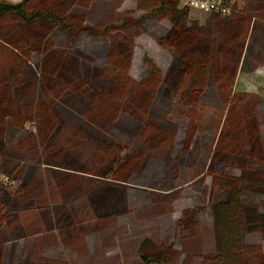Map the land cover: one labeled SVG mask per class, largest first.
<instances>
[{
    "label": "rangeland",
    "instance_id": "rangeland-1",
    "mask_svg": "<svg viewBox=\"0 0 264 264\" xmlns=\"http://www.w3.org/2000/svg\"><path fill=\"white\" fill-rule=\"evenodd\" d=\"M110 1L108 11L98 6L68 10L69 27L54 25L40 40L30 41V31L14 16L0 17V94L16 97L29 84L14 105L26 113L0 121V264H142L143 243L154 248L149 257L156 250L168 255L166 264H202V256L216 251L212 175L238 176L242 164L253 161L250 147L257 146H250L245 134L253 128V116L264 151V49L256 48L262 62L249 55L233 80L232 93L250 96L251 102L223 106L217 74L210 73L191 92L183 79L172 108L159 111L156 99L144 103L146 96L156 98L157 90L146 93L143 103L139 94L128 99L136 87L125 86L118 62L126 64L131 84L147 78L146 58L164 75L175 57L155 36L170 25L152 21L151 35L142 27L150 12L139 11L136 0ZM246 3H238L237 12ZM211 15L188 9L189 21L200 26ZM120 18L132 24L124 29L131 38L128 47L117 41L120 31L115 30L123 24H112ZM84 26L103 33L86 34ZM55 51L80 72V92L66 84H75V75L63 82L57 71L61 66L47 62ZM99 100L105 114L98 115ZM40 105L48 108L43 114L37 111ZM166 126L175 127V137ZM151 133H162L155 146L145 141ZM216 151L226 159L217 154L214 160ZM107 189L108 200L115 199L121 209L96 212L93 196ZM241 202L264 214V196L244 193ZM185 213L189 218L183 223ZM245 241L264 252L260 233Z\"/></svg>",
    "mask_w": 264,
    "mask_h": 264
},
{
    "label": "trees",
    "instance_id": "trees-1",
    "mask_svg": "<svg viewBox=\"0 0 264 264\" xmlns=\"http://www.w3.org/2000/svg\"><path fill=\"white\" fill-rule=\"evenodd\" d=\"M245 1L248 2L246 3L248 9L245 6L244 10L237 12L238 3L245 4ZM136 3L139 11L150 12L149 19L144 25L142 23V27L151 35H154V24L152 21L154 23H169L170 28L168 30H164L163 27L159 28L155 37L159 38V43L163 47L172 52L175 61L167 72L162 75L157 66L146 58L145 64L150 70L149 74L146 79L138 84L136 83V85L131 84L127 78L128 70L126 69V64L119 61V68L117 67V72H120L119 77L122 78L125 86L128 84V89L131 88V85L136 87V90L130 89L133 94H129L128 99H133L131 96L135 97L139 94L140 101L143 103V97L146 96V93L157 90L156 98L146 96L145 105L147 104L146 102L152 103L156 99L155 105L162 108L159 111L164 108L169 111L183 86L188 88L189 92L196 90L202 86L206 77L212 73L213 76L217 74V92H219V100L223 106L231 103L246 104L252 101L250 96L233 94L232 85L236 73L249 61V55L254 56L259 61L261 60L256 48H259V51L264 49V0H237L235 12L224 19L217 15H211L202 26L195 21H189L188 9L180 8L179 0H136ZM97 6L108 11L112 7V2L110 0L107 2L102 0H22L15 6L0 3V17L5 15L14 16L24 24L21 26L30 31L31 35L28 37L30 41L40 40L50 33L49 31L54 25H60L64 28L69 27V18L68 16L65 17L68 10L71 11L72 8L87 10L92 9V7L97 8ZM124 21L123 18H120L118 22L112 24H123V26L115 30L116 32L120 31V38H117V41L124 47H128V44H131V38L126 35L124 29L132 24L125 25ZM82 30L86 34L93 36L103 33H96L98 30H94L90 26H84ZM17 41H26V39L18 38ZM46 60L50 66H61L57 71L63 82L70 79L71 74L75 75L77 82L75 84L66 82V84L75 85L77 91L80 92L81 79L83 78L79 71L75 72L76 69L68 66L69 64L64 60L61 51H55ZM183 79L187 80V84H182ZM28 86L29 84L22 86L16 97L9 95V97H6L0 94V121L6 117L16 115L19 118L26 113L21 109V106L14 105L17 101L23 99L24 88ZM138 86L142 88L141 91L143 92L138 91ZM154 86L157 89H153ZM117 93L126 95L125 90H120ZM171 99L173 100L171 101ZM14 100L16 101L15 103ZM96 103L102 105L100 100ZM40 106L37 111L42 114L48 110V108ZM91 106L94 110L93 112H98V115L101 113L105 114L104 110L102 111L104 105L97 109L92 102ZM184 107H187V105L185 104ZM95 108L98 110L97 112ZM233 109L235 107L232 106L230 110ZM111 111H113V106ZM149 113L150 109L146 108L145 114L148 115ZM154 118L162 121V116L155 115ZM253 119V128H248L245 131L250 146L254 142L257 146V148L250 147L253 161L244 162L240 167L238 176L223 175L216 177L212 175V184L214 185L213 187L217 188V197L216 201H213L211 197L209 202L216 240V251L212 255L202 256V264H264V252H262L261 248L256 245H248L245 241L246 236L253 233H260L262 241H264V214L260 213L257 208L243 207L241 202L244 193L264 196V154L262 155L263 157L256 155V153H264V151L260 142L261 136L256 124L254 125V122H256L254 116ZM132 120L135 124L137 123L134 119ZM167 122L170 121L168 120ZM158 128L162 129V126L159 125ZM174 128L172 126H166L165 128L172 134V137H175ZM162 133H151V137L145 140L146 144L151 143V145L155 146L154 144L162 136ZM161 142L163 141L160 140L159 144ZM1 147H3V144L0 137V149ZM217 154L218 157H225L224 160L226 159L223 152L216 151L213 156L214 160H216L215 156ZM169 158L171 162L172 156ZM211 167V165L205 166L209 173H212L210 171ZM205 168L203 167V169ZM108 192H111V190L107 189L105 192L94 194L96 212L102 213L105 207L110 209L113 206L121 209L118 206L120 204H114L115 199L113 201L108 200L106 195ZM122 197V202L125 205V195H122ZM188 218L189 214L185 213L181 218V222H188ZM153 249L148 243H143L140 246L139 252L142 264H166L170 261L169 256L163 253L162 250H156L150 257L147 256V253Z\"/></svg>",
    "mask_w": 264,
    "mask_h": 264
},
{
    "label": "built area",
    "instance_id": "built-area-1",
    "mask_svg": "<svg viewBox=\"0 0 264 264\" xmlns=\"http://www.w3.org/2000/svg\"><path fill=\"white\" fill-rule=\"evenodd\" d=\"M179 5L225 18L236 11L237 0H179Z\"/></svg>",
    "mask_w": 264,
    "mask_h": 264
}]
</instances>
